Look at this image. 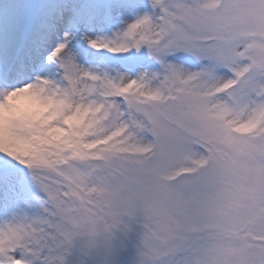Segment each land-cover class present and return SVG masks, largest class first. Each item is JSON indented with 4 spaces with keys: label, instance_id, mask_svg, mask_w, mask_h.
<instances>
[{
    "label": "snow or ice",
    "instance_id": "snow-or-ice-1",
    "mask_svg": "<svg viewBox=\"0 0 264 264\" xmlns=\"http://www.w3.org/2000/svg\"><path fill=\"white\" fill-rule=\"evenodd\" d=\"M264 264V0H0V264Z\"/></svg>",
    "mask_w": 264,
    "mask_h": 264
},
{
    "label": "rangeland",
    "instance_id": "rangeland-1",
    "mask_svg": "<svg viewBox=\"0 0 264 264\" xmlns=\"http://www.w3.org/2000/svg\"><path fill=\"white\" fill-rule=\"evenodd\" d=\"M127 255H128V258H129V261H130V264H131V260L134 257V249L133 250H130Z\"/></svg>",
    "mask_w": 264,
    "mask_h": 264
}]
</instances>
